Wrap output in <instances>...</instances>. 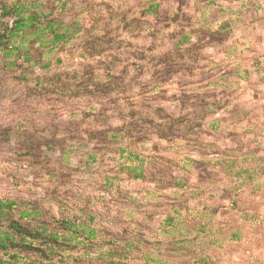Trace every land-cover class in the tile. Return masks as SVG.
Masks as SVG:
<instances>
[{
  "label": "rangeland",
  "instance_id": "374dc122",
  "mask_svg": "<svg viewBox=\"0 0 264 264\" xmlns=\"http://www.w3.org/2000/svg\"><path fill=\"white\" fill-rule=\"evenodd\" d=\"M19 4L68 40L0 20V199L58 242L5 264H264V0Z\"/></svg>",
  "mask_w": 264,
  "mask_h": 264
},
{
  "label": "trees",
  "instance_id": "16d2710c",
  "mask_svg": "<svg viewBox=\"0 0 264 264\" xmlns=\"http://www.w3.org/2000/svg\"><path fill=\"white\" fill-rule=\"evenodd\" d=\"M6 8L5 9L3 7L1 8L5 12V14L14 13L17 16V21L12 27L8 25H6L5 27L6 31L9 32L10 38H8V40L12 39L15 36H18L19 31L31 29L33 32L31 33V35L34 36L42 34L45 30H49L52 36L50 41L52 49L56 48V44L60 43L61 41H64L65 43L67 42L68 40L67 35L64 32H62L61 29L59 30L60 24H58L57 27H55L54 23L49 21L48 23H46V26L44 28L40 27L41 23H38V20L43 13H40L39 10L30 14H26V10L24 9V5L22 4L17 5L11 11H7ZM158 8L159 5L152 4L148 7L146 13H152L154 10L155 11L158 10ZM3 37L4 35L0 33V43L2 42ZM26 59L28 60V57H26ZM139 64H143V63L140 62ZM131 171H135V170H131ZM142 177L143 176L141 175V173H139L137 175V178L134 179H141ZM14 204L15 203L12 201L0 199V223L1 221L4 220H10L8 225L9 230L0 229V231L4 234V236H2V233H0V251L3 252L4 255H6L8 253L9 246H11V243L14 239L13 234L18 233L21 235L20 242L18 243V246H20L21 249L29 250L31 248H37V250L43 253L46 257H48L49 254L54 253L55 252L54 244L58 242V235L54 233H50L49 235L46 236L44 235V232H46V228L44 226L41 227V231L36 228L33 229L32 231L26 228L24 225H22L19 220L11 219V212L13 210ZM26 216H28V213L22 212L19 216V219L25 218ZM62 223L67 224L66 229L73 231V228L75 227L74 222L69 223L66 220L63 221ZM91 233H88L86 235V238L89 240L94 239V236ZM28 238H30V241H27ZM36 239H41L43 243L47 244L48 245L47 249L42 250L40 247L33 246V241ZM46 240H50V241L48 242ZM69 242H71V239H69ZM6 262L9 261L0 258V264H5ZM16 263L20 264L18 261H16ZM24 264H34V263L25 262Z\"/></svg>",
  "mask_w": 264,
  "mask_h": 264
},
{
  "label": "built area",
  "instance_id": "2783aa9c",
  "mask_svg": "<svg viewBox=\"0 0 264 264\" xmlns=\"http://www.w3.org/2000/svg\"><path fill=\"white\" fill-rule=\"evenodd\" d=\"M0 20L5 21L8 26L12 27L17 21V16L14 13L5 14V12L0 9Z\"/></svg>",
  "mask_w": 264,
  "mask_h": 264
}]
</instances>
